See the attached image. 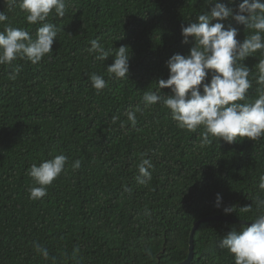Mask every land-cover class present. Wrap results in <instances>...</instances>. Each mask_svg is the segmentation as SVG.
I'll use <instances>...</instances> for the list:
<instances>
[{
    "label": "trees",
    "instance_id": "16d2710c",
    "mask_svg": "<svg viewBox=\"0 0 264 264\" xmlns=\"http://www.w3.org/2000/svg\"><path fill=\"white\" fill-rule=\"evenodd\" d=\"M207 7L204 0H66L65 15L53 12L46 21L58 29L51 53L37 64L18 58L0 65V264H174L186 258L200 218L250 221L260 213L254 199L264 198L258 187L264 137H237L231 144L210 137L202 145V126L180 129L162 103L142 102L157 79L167 78L165 61L192 46L191 39L182 43L181 26ZM0 11L8 16L0 31L10 24L35 36L40 24L27 23L18 5L9 10L0 0ZM238 27V39L246 38L250 30ZM92 39L106 49L129 46L127 78L107 72L112 57L100 61L89 53ZM260 59L258 50L243 62L252 81L248 99L259 94ZM92 73L107 81L99 92L90 84ZM137 106L133 126L126 111ZM61 153L68 157L65 169L45 197L30 199V166ZM141 153L153 165L146 184L136 180ZM76 159L81 167L74 171ZM217 193L221 208L214 206ZM248 204L251 211H243ZM230 205L236 211L224 214ZM246 225L201 222L187 264H234L219 241ZM34 243L47 248L48 259Z\"/></svg>",
    "mask_w": 264,
    "mask_h": 264
},
{
    "label": "clouds",
    "instance_id": "9594fccd",
    "mask_svg": "<svg viewBox=\"0 0 264 264\" xmlns=\"http://www.w3.org/2000/svg\"><path fill=\"white\" fill-rule=\"evenodd\" d=\"M6 2L9 10L18 5L27 13V23L40 26L33 37L26 29L5 25L0 31V65H10L18 58L37 64L53 51L58 34L57 26L46 22L47 18L53 12L57 17H63L66 0ZM204 3L208 5L207 10L199 13L194 22L181 26L182 43L187 44L190 39L192 42L187 54L173 53L165 61L167 78L157 79L156 90L145 91L142 102L144 106L162 103L180 129L195 132L202 126L203 131L199 134L202 145L210 144V137L229 144L237 141V137L258 140L264 137V59L257 64L259 74L255 80L260 88L255 99L247 98L252 81L250 69L243 62L258 50L264 56V0H204ZM7 20L8 16L0 11V23ZM240 25L250 30L246 38L238 39ZM90 44L88 51L95 54V59L105 61L112 57V63L106 69L110 75L118 79L128 77L129 46L106 49L97 39H92ZM19 71L17 65L9 78L15 79ZM89 80L97 92L107 84L104 77L96 73H92ZM162 89H169L170 94L161 95ZM136 111H140L139 106L126 111L127 120L133 126L137 122ZM116 119L113 117L114 122ZM67 161L68 157L61 153L38 165L33 163L27 173L34 181V186L28 189L29 198L45 197L47 186L61 174ZM71 167L78 170L81 161L74 160ZM152 167L151 159L141 153L136 177L139 184L151 180L149 170ZM258 187L264 190V174L259 178ZM222 199L217 193L214 206L221 208ZM254 203L261 211L250 219L251 223L239 229L231 228L219 241V247L234 254V264H264V198L256 197ZM222 211L231 214L236 208L230 205ZM243 211H251V205L244 206ZM33 247L44 259L49 258L47 248L38 243Z\"/></svg>",
    "mask_w": 264,
    "mask_h": 264
},
{
    "label": "water",
    "instance_id": "95a60500",
    "mask_svg": "<svg viewBox=\"0 0 264 264\" xmlns=\"http://www.w3.org/2000/svg\"><path fill=\"white\" fill-rule=\"evenodd\" d=\"M210 219H220V220H227V221H234V222H241V223H248V224L251 223V221H245V220L238 219L235 217H227V216H221V215L205 216V217L200 218L199 220L194 222V224L190 230L189 246H188V252H187L186 258L184 260H182L181 262L174 263V264H187L190 262L191 258L193 257V247H194L193 236H194V233H195L197 227L199 226V224L201 222L206 221V220H210Z\"/></svg>",
    "mask_w": 264,
    "mask_h": 264
}]
</instances>
